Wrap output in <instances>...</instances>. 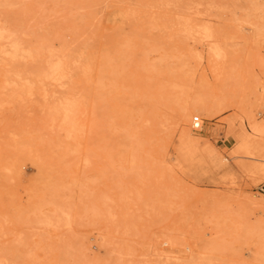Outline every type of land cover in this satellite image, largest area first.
<instances>
[{
  "label": "rangeland",
  "instance_id": "obj_1",
  "mask_svg": "<svg viewBox=\"0 0 264 264\" xmlns=\"http://www.w3.org/2000/svg\"><path fill=\"white\" fill-rule=\"evenodd\" d=\"M263 127L264 0H0V264H264Z\"/></svg>",
  "mask_w": 264,
  "mask_h": 264
},
{
  "label": "bare ground",
  "instance_id": "obj_2",
  "mask_svg": "<svg viewBox=\"0 0 264 264\" xmlns=\"http://www.w3.org/2000/svg\"><path fill=\"white\" fill-rule=\"evenodd\" d=\"M65 59V58H64ZM68 59V58H67ZM65 62H67V61H65ZM61 64H62V62H61ZM63 65H64V63H63ZM66 65V64H65ZM69 65V64H68ZM58 66V65H57ZM60 68V67H59ZM65 69H69V67L67 68V66L65 67ZM55 70V69H54ZM61 70V69H60ZM60 70L58 71V72H60ZM63 70H64V68H63ZM57 71V70H56ZM69 71V70H68ZM52 72H54V71H52ZM62 72V71H61ZM66 72V70H64V73ZM55 73V72H54ZM187 106V105H186ZM193 106V105H192ZM188 108V107H187ZM209 108V107H208ZM209 110V109H208ZM210 112V111H209ZM206 113H207V111H206ZM188 114V111H187V109H186V107L185 108H182V110H181V116H188L187 115ZM180 118V117H179ZM254 123V122H253ZM256 123V122H255ZM254 129H259V128H261V125L260 124H254V127H253ZM264 128V127H263ZM184 133L187 135V137H189V138H191V131H190V129H188V128H185L184 129ZM243 134H242V139H241V145L239 146V148L241 147L243 150H245L246 152H247V155L249 154V153H252L253 152V150H255V149H257V142L258 141H256V139L255 138H253L251 135H248L247 133H245V132H242ZM239 136H241V133L239 134ZM194 140V139H193ZM194 142H196L195 140H194ZM238 148V149H239ZM235 150V149H234ZM258 150V149H257ZM257 154V153H256ZM254 155V154H253ZM238 156V155H237ZM256 156V155H255ZM258 156V155H257ZM243 158H246V157H243ZM253 160V159H252ZM257 161V160H256ZM258 167V166H257ZM257 169V168H256ZM255 170V169H254ZM262 170L264 171V167L262 168ZM253 171V170H252ZM256 171V170H255ZM258 171H259V169H258ZM254 172V171H253ZM262 173V172H261Z\"/></svg>",
  "mask_w": 264,
  "mask_h": 264
},
{
  "label": "built area",
  "instance_id": "obj_3",
  "mask_svg": "<svg viewBox=\"0 0 264 264\" xmlns=\"http://www.w3.org/2000/svg\"><path fill=\"white\" fill-rule=\"evenodd\" d=\"M201 118L199 117V116H195L194 118H193V126H194V128H199L200 126H201ZM259 189L262 191V192H264V185H261L260 187H259Z\"/></svg>",
  "mask_w": 264,
  "mask_h": 264
}]
</instances>
